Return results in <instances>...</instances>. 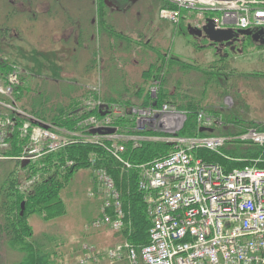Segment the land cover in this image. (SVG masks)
I'll use <instances>...</instances> for the list:
<instances>
[{
  "label": "rangeland",
  "instance_id": "1",
  "mask_svg": "<svg viewBox=\"0 0 264 264\" xmlns=\"http://www.w3.org/2000/svg\"><path fill=\"white\" fill-rule=\"evenodd\" d=\"M21 1L26 7L18 5L15 9L12 0H0V26L6 28V39L0 37V59H4L1 64L6 62L18 68L16 83L21 87L19 92L17 90L11 95L0 92V123L12 125L13 119L10 120L5 114L17 109L22 113L17 114L22 122L19 129L21 138L26 136L19 155L4 156L0 151V163L5 164L0 165V181L14 168L13 160H17L21 166L29 165L28 163L35 165L40 163V159L45 155L63 149L60 147L49 151L47 146L42 145V142L49 144L47 139H31V132L37 126L42 122L51 123L46 112H41V115L47 114V121L30 112L39 94L45 102L41 104L47 109H52V112L58 111L59 107L69 109L73 106L86 108L88 112L92 106L88 105L87 101L92 96L84 98L87 87L100 85L101 101L112 96L120 102V97L125 93L123 88L128 84L123 76H129L131 81L140 80L143 68L149 69L150 65L163 67L161 77L175 71V64L161 63L164 57H178L187 63L199 65L200 69L204 70L209 67V63L217 59L216 55L228 54L226 65L228 64L229 68L225 69L226 74L216 70V76L211 74V82L214 85L205 80L195 81V78L201 75L198 70L189 71V74L181 77L188 70H180L178 67L179 72L175 71L171 75H174V81L180 78V91L193 99L196 109L216 121L215 133L225 125H228L227 128H221L222 130L232 131L237 126V133L249 127H264V45L247 41L241 49V45L238 46L240 53H229L225 47L218 51L217 44H212L206 39H195L188 33L185 21L191 19L193 13H183L182 19L176 23L161 19L159 8L163 5V0H119L117 7L107 6L105 0V7L100 6V0ZM31 17L35 19L31 21ZM75 33L79 39L92 36L101 37L100 41H104V38L120 39L117 42L122 41L126 48H123L122 54L117 53V61L123 63L122 68L115 71L111 68V71L108 66L110 63L102 64L96 57L92 62L93 56L88 53L83 62L77 60L81 57L79 54L77 56L78 52L74 55L76 40L71 39L75 38ZM67 36L71 40L63 44ZM117 64L111 63L113 66ZM108 70L111 74L109 80L108 77H101V73ZM121 75L125 86L122 89L113 86L118 90V93H115L111 85L118 84ZM223 75L225 78L228 75L229 78L225 80ZM5 83V79L0 81L2 86ZM127 99L125 104L128 106H145L141 97L130 96ZM75 101L77 104H73ZM169 101H175L174 106H179L178 97ZM39 110L42 108L39 107ZM125 111H129V108ZM128 116L132 119L130 114ZM232 118L239 120L240 124L237 121V124L229 122ZM124 120V126L127 127L129 118ZM22 129L28 132L22 133ZM8 139L9 137L6 139L8 146L4 147L6 149L10 146ZM4 148L0 147V150ZM32 149H36L38 153L27 152ZM27 171L32 172L30 169ZM38 173L39 171L35 174L32 172L34 175L28 180L21 177L24 182L27 180L21 188L36 181ZM60 197L65 206L63 214L46 218L39 208V211L27 212L25 215L32 227L29 241L36 240L46 244L44 247L47 248L45 251L49 254L51 264H96L99 256L94 262L92 258L99 254L105 264H131L126 249L121 250V258H111L109 255L110 249L126 243L124 233L121 232L124 227L114 229L110 225H92V219L100 216L99 206L103 201L102 188L96 182L92 168L75 170L67 185L60 190ZM21 211L23 213L24 208L21 207ZM111 236L115 237V241H111ZM22 257L23 253L12 250L3 239L0 240V264H17ZM138 259L142 262L140 264H144L139 257Z\"/></svg>",
  "mask_w": 264,
  "mask_h": 264
},
{
  "label": "built area",
  "instance_id": "2",
  "mask_svg": "<svg viewBox=\"0 0 264 264\" xmlns=\"http://www.w3.org/2000/svg\"><path fill=\"white\" fill-rule=\"evenodd\" d=\"M164 1L167 5L161 8L160 17L174 23L188 12L195 14V25L210 17L216 29H264V0ZM7 75H0V81H7L0 85V92L11 95L17 86L18 68L12 66ZM159 84L160 79H155L149 87L148 105L108 104L99 98L89 99L87 104L103 112L101 116H86L73 128L37 126L31 132V139H47L49 144L42 142V145L49 151L80 143L96 145L127 169L133 165L123 157L125 147L121 141L130 140L134 146L142 140L173 144L174 149L167 154L136 165L140 170L138 185L151 217L149 242L140 250L143 263L264 264V168L255 164L260 158L254 159L253 164L225 171L220 164L207 162L196 154L201 149L219 152L233 140L264 148V130L249 127L235 135L180 136L177 133L185 124L186 113L168 102L157 105ZM127 108L129 111H125ZM120 117L131 120L132 126L126 129L134 134H127L125 127H121V132L115 125ZM197 121L203 127L216 123L203 111L198 112ZM8 125L0 123L1 148L8 146L6 139L10 134L5 129ZM146 130L155 134L142 135ZM27 132L22 129V133ZM27 152L38 153L36 149ZM89 161L103 193V216L94 220L93 226L122 228L125 212L120 193L106 170L95 167L92 157ZM109 209L112 214L107 213ZM122 249H126L129 262L137 264V251L128 241L110 249V257H121Z\"/></svg>",
  "mask_w": 264,
  "mask_h": 264
},
{
  "label": "trees",
  "instance_id": "3",
  "mask_svg": "<svg viewBox=\"0 0 264 264\" xmlns=\"http://www.w3.org/2000/svg\"><path fill=\"white\" fill-rule=\"evenodd\" d=\"M99 4L100 6H104L105 2L100 0ZM218 61L221 63H218ZM227 62V58L216 59L215 61L209 63V67L201 70L199 65H193L178 59H170L169 61V63L175 64L177 66L175 69L176 72H179V68L180 70H188L186 73L181 75V77H183L185 74H189V71L198 70V73L201 75H198V77L195 78V81L205 80L206 82H209V84L212 83L211 81L213 80L211 74H216L215 70L222 73L224 72L226 74L225 69L229 68V65H226ZM11 67L12 64L10 65L4 62V64H0V72L6 75L11 70ZM161 70V65H159V67H153V65H151L149 69L144 71L142 74L144 87L141 86L142 82L140 83L139 87H143L144 89L136 87L133 93L128 91V86L124 85V78H120L122 76H119L118 84L114 83L111 85V87L115 93H118V90L113 86H119L121 89L125 86L123 90L126 91L124 92L128 91L127 94H122L120 97L121 99L119 98L122 101L119 103L127 105L125 103L128 102L126 101L128 100V97L137 96L142 98V103L144 105H148L150 101V94L148 90L144 91L145 82L153 75V78L160 79L159 91L156 99L157 105L164 102L174 105L175 101L169 100H173L178 97L180 103L178 104L179 106H175L186 113L185 124L177 133L178 135H235L241 134L245 131L244 129H241L242 132L237 133V126H235L232 131L222 130L221 128H227L228 125H225L220 127L218 133H215L214 131L217 130V127H214V125L210 127H203L199 125L197 121V114L199 111L196 109V104L193 103V99H191L186 94H183V91H180V87L182 85L180 78H177L174 81V75L172 76L171 74H174L175 71L169 73L166 77H161ZM226 76L227 77L225 78V75H223L225 80L229 78L228 75ZM109 79L110 77H108V80ZM212 85L214 84L212 83ZM149 87L150 86H148V88ZM169 87L173 90V93L169 91ZM20 89L21 87L17 86L15 92L17 90L19 92ZM90 95L100 98V94L96 90L87 88V91L85 90L83 96L84 98H89ZM112 95L114 96V94ZM15 96H17V93ZM38 96L35 98L36 101H34L30 112L37 117L42 118L43 120H46L48 117L47 114H49L51 123L53 122L59 127L73 128L80 119L86 116L91 114L101 116L98 108H94L91 111L88 110L87 112L86 108L76 106H73L69 109L59 107L58 111L52 112V109H47L44 104H41L45 103L42 101L41 94ZM117 100V98L112 96H109L104 100L102 99V101L108 104L113 102L118 103ZM73 104H77V102L75 101ZM39 107H41L44 111H40ZM41 112H46L47 114L41 115ZM17 114L20 113L14 112L13 110L8 114H5L15 120V124L13 121V125H8L5 127V129L10 133L8 139V141H10V146L7 149L4 148L0 150L4 156L19 155L22 151L23 144L25 143L26 137L21 138L22 136L19 132L22 122ZM124 118L127 117L118 118L115 121V125H118L119 128L125 127V132L127 134H134L132 130L126 129L132 126L131 120L126 127L124 126ZM126 121H128V119ZM227 121L229 120L227 119ZM236 121L240 124V121L235 118H232L229 122L237 124L235 123ZM251 125L254 124L251 123ZM259 128L264 130V127ZM120 131L123 132V129L121 128ZM141 134L152 135L155 133L146 130ZM121 142L125 147V150L122 154L123 157L133 165L129 169L125 168L121 162L117 161V159L108 153L104 148L84 143L73 144L57 152L49 153L40 159V163H35V165L28 163L29 165L21 166L17 160H13L14 168L10 170L4 179L0 181V240L3 239L6 245L12 250L23 253V257L17 262V264H51L49 254L45 251L47 248H45L44 245L46 246V244L36 240L33 242L29 241V238L32 236V227L27 221L25 215L27 212L39 211V208L42 209L46 218H53L57 215L63 214L65 212V206L63 200L60 197V190L67 185L68 180H70L71 175L75 170L79 168H91V163L89 161L90 157L94 159L95 167L105 169L106 172L112 177L116 189L120 193V200L125 212L123 226L124 229L121 232L124 233L125 239L134 245L136 251L138 252V257L141 259L140 250L149 242L151 217L148 213V206L144 199V193L142 190H140L138 185L140 170L136 167V165L150 162L162 156L163 154H167L174 149V145L166 142L148 140L140 141L138 146H134L133 142L130 140ZM196 154L207 162L220 164L225 171H230L233 168L241 167L246 164H253V160L257 158L260 159L258 162H255V164L258 167L264 168V148L239 140L228 142L220 149L219 152L201 149L197 150ZM230 157L242 158L244 160L236 161L232 160ZM1 159L2 158H0V161H2ZM69 162L72 164H68ZM1 164L3 163H0V165ZM2 166H5V164ZM27 169L32 170L34 174L39 171V177L36 179V181L30 183L28 187L25 186L24 188H21L24 181L20 178L25 177V179L28 180L34 175L31 174L32 172L30 173L27 171ZM19 171L20 174L18 175ZM27 180H25V182ZM22 203L24 204V212L21 214L20 212ZM107 213L112 214V210H107ZM100 215L103 216L102 213ZM140 262L138 259L137 264H140Z\"/></svg>",
  "mask_w": 264,
  "mask_h": 264
},
{
  "label": "crops",
  "instance_id": "4",
  "mask_svg": "<svg viewBox=\"0 0 264 264\" xmlns=\"http://www.w3.org/2000/svg\"><path fill=\"white\" fill-rule=\"evenodd\" d=\"M112 2V1H111ZM163 5H164V3H163ZM163 5L159 8V17H160V9L163 7ZM109 7H116V6H113V4H111ZM192 18L191 19H186V26H187V30H188V27H195V23H194V21L193 20H195V18H194V16H195V14L193 13L192 15ZM161 18V17H160ZM161 19H163V18H161ZM207 19H209L208 17H206L205 19H203V20H201V21H199L197 24H200V23H204V24H206V22H207ZM163 20H166V19H163ZM193 21V22H192ZM189 33V32H188ZM191 37H193L192 35H191ZM101 38V37H100ZM100 38L99 37H97V38H95V37H89V38H84V39H79V38H77L76 39V41H75V43H74V51H73V53H75L74 55H76V53H77V56H78V54H79V56L81 57V59L79 58V59H77V60H84L85 59V55H87V53H88V55L89 54H92V56H93V59H92V62H94V58L96 57V58H98V60L100 59L101 60V62H102V64L103 63H110V64H108V66L110 67L109 68V70H111V68H113L112 70L113 71H115V70H117V69H120V68H122V66H123V63L122 62H119V61H117V58H118V56H117V53H119V54H122V51H123V48H125V46H123V42L122 41H120L119 43L117 42V40H120V39H117V38H108V39H106V38H104V41H100ZM194 38V37H193ZM66 39V38H65ZM122 39H125V38H121V40ZM195 39H199V40H201V39H206V38H196L195 37ZM207 41H209L208 39H206ZM64 43H68V40L66 39V41H64L63 42V44ZM77 47H79V48H77ZM76 49H78V50H76ZM126 49V48H125ZM89 50V51H88ZM82 51V52H81ZM233 54V53H232ZM165 56V55H164ZM216 56H218L217 57V59H225V58H228V55L225 57V54L223 53V54H221V55H216ZM175 59H178V60H180V61H183V62H187L186 60H184V59H181V58H178V57H174ZM165 59V60H164ZM170 61V59L168 58H166V57H164L163 59H162V62L161 63H165V62H169ZM83 62V61H82ZM136 62V61H135ZM111 63H114V64H117V63H121V65H119V64H117V66H113V65H111ZM151 66V65H150ZM149 66V67H150ZM106 71V73H101V77H103V78H106V77H109L111 74H110V71ZM111 70V71H112ZM147 69L146 68H143V72L144 71H146ZM143 72H141L142 74H143ZM161 73H163V67H162V70H161ZM142 74H140V80H137V81H131L130 79V77L128 76V77H125V76H123L124 78H126V80L128 81L127 83V85L126 86H128V91H131L132 93L135 91V89H136V87L138 88L139 87V85H140V83L142 82V85L141 86H143L144 87V85H143V79H142ZM122 76V75H121ZM163 77V76H162ZM154 80H155V78H153V75L150 77V78H148V80L145 82V90L144 91H149V88H148V86H151L153 83H154ZM136 84V86H133V85H135ZM151 84V85H150ZM131 85L134 87V88H131V89H129L130 87H131ZM138 85V86H137ZM143 87H139V88H143ZM87 88H92V87H87ZM93 90H96V91H98V93L100 94V85H96L95 87H93L92 88ZM144 89V88H143ZM124 91H126V90H124ZM128 91L127 92H125L126 94L128 93ZM169 91L170 92H172L173 93V90L169 87ZM132 93H130V94H132ZM90 98V97H89ZM91 99H94V96H92V98ZM101 206H99V210L101 211V208H100ZM100 213V212H99ZM95 217H97V216H95ZM92 221H93V219H92ZM112 240H114L115 241V237L113 238V236H111V241ZM99 241H102V240H99ZM108 241H109V239H108ZM105 243H108V242H105ZM97 250V249H96ZM96 253H98V252H96ZM93 256V255H92ZM97 256H99V258H98V260H97ZM100 254L99 255H96L95 257H93L92 258V262H94V261H96L95 263L97 264L98 262H99V264H105L103 261H102V259L100 258ZM123 260V259H122ZM107 262V261H106ZM117 263V262H116ZM116 263H114V264H116ZM91 264V263H90ZM118 264V263H117Z\"/></svg>",
  "mask_w": 264,
  "mask_h": 264
},
{
  "label": "water",
  "instance_id": "5",
  "mask_svg": "<svg viewBox=\"0 0 264 264\" xmlns=\"http://www.w3.org/2000/svg\"><path fill=\"white\" fill-rule=\"evenodd\" d=\"M108 4V0H105ZM188 32L190 35L196 38H207L212 44H217V50L220 48L230 46L234 47V44L237 42L238 44L242 42L244 36L252 35V31L250 29H215L213 21L211 19H207L206 24L200 27H188ZM254 40L257 39V34L254 35ZM241 49V48H240ZM241 50H239V53ZM226 56V54H225ZM94 131L101 132V129H95ZM22 209L24 208V204H21ZM22 214V211H21Z\"/></svg>",
  "mask_w": 264,
  "mask_h": 264
},
{
  "label": "flooded vegetation",
  "instance_id": "6",
  "mask_svg": "<svg viewBox=\"0 0 264 264\" xmlns=\"http://www.w3.org/2000/svg\"><path fill=\"white\" fill-rule=\"evenodd\" d=\"M110 1H112V3H113V6H118L117 5V1H119V0H110ZM14 2V8L16 9V7L18 6V5H22L21 7H26V5H25V3L23 2V1H21V0H19V1H16V0H12V3ZM19 6V7H20ZM108 6V5H107ZM28 9V8H27ZM32 12V11H31ZM28 14L30 13V12H27ZM35 18H33V17H31L30 18V20L32 21V20H34ZM75 22H76V20H75ZM78 22H79V18H78ZM6 31V28H4V27H2V26H0V37L1 38H3V39H6V36H4V32ZM252 35H249V36H244V39L242 40V42H241V44H238L237 42L234 44V47L233 48H231L230 46H226L225 47V49H228L229 50V53H233V54H235L239 49H238V46L239 45H241V47H239V48H242V46H243V44L244 43H246L247 41H252L253 43H255V44H259V45H264V29H256V30H253L252 32ZM257 34V39H255L254 40V35H256ZM74 36H75V38H77L78 37V35H77V33H75L74 34ZM75 38H71V39H73V41H75L76 39ZM67 40H69L70 39V37L69 36H67V38H66ZM70 39V40H71ZM223 47H224V45H223ZM3 60L4 59H0V64L3 62Z\"/></svg>",
  "mask_w": 264,
  "mask_h": 264
}]
</instances>
